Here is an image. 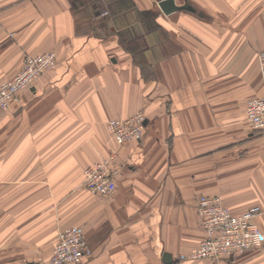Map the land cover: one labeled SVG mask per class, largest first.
<instances>
[{
    "label": "crops",
    "instance_id": "1",
    "mask_svg": "<svg viewBox=\"0 0 264 264\" xmlns=\"http://www.w3.org/2000/svg\"><path fill=\"white\" fill-rule=\"evenodd\" d=\"M188 3L165 15L157 0H0V85L25 56L56 57L0 116V264H49L70 226L91 250L79 264H264V241L187 258L200 196L233 214L260 206L264 234V130L245 120L264 96V0ZM136 113L142 137L117 145L107 122ZM112 154L116 189L101 198L83 173Z\"/></svg>",
    "mask_w": 264,
    "mask_h": 264
},
{
    "label": "built area",
    "instance_id": "2",
    "mask_svg": "<svg viewBox=\"0 0 264 264\" xmlns=\"http://www.w3.org/2000/svg\"><path fill=\"white\" fill-rule=\"evenodd\" d=\"M106 14V13H104ZM264 65V50L258 54ZM56 65L54 52H44L24 57L21 70L9 81L0 85V116L20 94ZM245 120L251 130H264V96L250 98L246 103ZM144 115L136 113L127 118H115L107 122V130L117 145L136 141L142 137ZM120 166L114 154L87 167L83 173V186L101 198L111 196L116 189V177ZM196 213L203 238L191 250L187 258L217 262L223 258L242 255L261 246L264 234L253 223L263 213L260 206H252L240 214H233L219 196H200ZM85 233L79 226L63 229L53 246L50 264H79L84 256H90Z\"/></svg>",
    "mask_w": 264,
    "mask_h": 264
},
{
    "label": "water",
    "instance_id": "3",
    "mask_svg": "<svg viewBox=\"0 0 264 264\" xmlns=\"http://www.w3.org/2000/svg\"><path fill=\"white\" fill-rule=\"evenodd\" d=\"M183 5H177L175 0H157V4L160 10L165 14L169 15L175 11H189L194 12V8L188 3V0H184ZM168 256L167 254L165 255Z\"/></svg>",
    "mask_w": 264,
    "mask_h": 264
},
{
    "label": "rangeland",
    "instance_id": "4",
    "mask_svg": "<svg viewBox=\"0 0 264 264\" xmlns=\"http://www.w3.org/2000/svg\"><path fill=\"white\" fill-rule=\"evenodd\" d=\"M5 252H7V251H5ZM50 264V263H49Z\"/></svg>",
    "mask_w": 264,
    "mask_h": 264
}]
</instances>
